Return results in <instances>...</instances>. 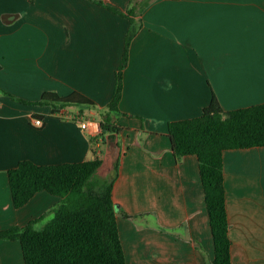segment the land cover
<instances>
[{
	"label": "crops",
	"instance_id": "1",
	"mask_svg": "<svg viewBox=\"0 0 264 264\" xmlns=\"http://www.w3.org/2000/svg\"><path fill=\"white\" fill-rule=\"evenodd\" d=\"M102 1L140 24L115 119L112 193L126 262L207 264L214 240L198 157H175L168 124L200 115L213 94L225 111L264 102V0ZM129 27L97 0H0V228L23 226L62 200L41 190L15 208L8 170L21 160L99 154L91 137L100 136ZM45 91H78L94 104L61 115L7 94L35 101ZM223 169L232 264H264V146L225 150ZM0 264H24L18 239L0 238Z\"/></svg>",
	"mask_w": 264,
	"mask_h": 264
},
{
	"label": "trees",
	"instance_id": "2",
	"mask_svg": "<svg viewBox=\"0 0 264 264\" xmlns=\"http://www.w3.org/2000/svg\"><path fill=\"white\" fill-rule=\"evenodd\" d=\"M97 1L130 20L116 73L115 90L106 108L99 113L100 136L91 137L94 143H100L101 149L98 154L93 148L94 157L88 160L38 164L24 159L8 170L15 208L25 205L41 190L62 198L48 212L53 216L41 228H37L36 223L48 213L23 226L0 228V238L20 241L24 264H127L112 193L120 155L118 152L115 157L108 156L105 145L122 130L115 119L117 114H122L119 102L123 69L128 62L130 43L140 24L130 16V11L125 13L105 1ZM7 94L31 104H50L55 113H64L70 106L94 104L78 91L66 95L45 91L35 101ZM168 136L177 159L188 154L198 157L214 240V257L207 264H232L223 152L264 146V102L225 111L213 94L200 115L171 121Z\"/></svg>",
	"mask_w": 264,
	"mask_h": 264
},
{
	"label": "water",
	"instance_id": "3",
	"mask_svg": "<svg viewBox=\"0 0 264 264\" xmlns=\"http://www.w3.org/2000/svg\"><path fill=\"white\" fill-rule=\"evenodd\" d=\"M117 135H114L110 140L107 141L106 154L108 156L115 157L118 152ZM119 210L118 204H116V211Z\"/></svg>",
	"mask_w": 264,
	"mask_h": 264
},
{
	"label": "built area",
	"instance_id": "4",
	"mask_svg": "<svg viewBox=\"0 0 264 264\" xmlns=\"http://www.w3.org/2000/svg\"><path fill=\"white\" fill-rule=\"evenodd\" d=\"M64 113H62L61 115H63ZM66 117V116H65ZM34 124L37 125V126H40L42 125V119L41 118H35L33 120ZM81 122V127L82 129H90V121L89 120H86V119H83V120H80Z\"/></svg>",
	"mask_w": 264,
	"mask_h": 264
},
{
	"label": "rangeland",
	"instance_id": "5",
	"mask_svg": "<svg viewBox=\"0 0 264 264\" xmlns=\"http://www.w3.org/2000/svg\"><path fill=\"white\" fill-rule=\"evenodd\" d=\"M52 216H53V213H48L43 219L45 220V221H40L38 224H37V228H41L42 226H43V224H45V222H47L50 218H52Z\"/></svg>",
	"mask_w": 264,
	"mask_h": 264
}]
</instances>
